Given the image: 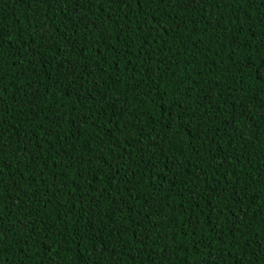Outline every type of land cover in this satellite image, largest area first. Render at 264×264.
<instances>
[{"label":"trees","instance_id":"16d2710c","mask_svg":"<svg viewBox=\"0 0 264 264\" xmlns=\"http://www.w3.org/2000/svg\"><path fill=\"white\" fill-rule=\"evenodd\" d=\"M0 264H264V0H0Z\"/></svg>","mask_w":264,"mask_h":264}]
</instances>
